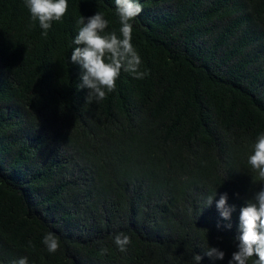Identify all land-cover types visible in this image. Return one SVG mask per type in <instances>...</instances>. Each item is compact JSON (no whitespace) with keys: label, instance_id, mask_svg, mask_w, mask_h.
<instances>
[{"label":"trees","instance_id":"trees-1","mask_svg":"<svg viewBox=\"0 0 264 264\" xmlns=\"http://www.w3.org/2000/svg\"><path fill=\"white\" fill-rule=\"evenodd\" d=\"M138 2L147 75L122 71L97 102L70 56L82 16L120 35L115 0H68L47 36L24 0H0V264H228L237 250L240 208L264 188L248 164L264 133V0Z\"/></svg>","mask_w":264,"mask_h":264},{"label":"clouds","instance_id":"clouds-1","mask_svg":"<svg viewBox=\"0 0 264 264\" xmlns=\"http://www.w3.org/2000/svg\"><path fill=\"white\" fill-rule=\"evenodd\" d=\"M31 18L39 22L43 35L47 36L53 22H60L68 13V0H24ZM116 12L120 22V35L115 31L107 32L109 21L103 13L96 12L90 17H81L77 35L73 40L76 45L71 52L70 62L79 65L81 69L78 90L87 89L89 101H103L108 94L114 92L121 72L130 73L135 79H143L147 75L141 71L142 60L132 44V21L142 12L138 0H115ZM248 164L261 180H264V133H261L248 156ZM216 191L209 195L204 208L213 203ZM216 208L225 221H231L235 205L228 204V195L223 193L216 201ZM217 227H220L218 224ZM231 229L232 224L224 225ZM237 250L232 253L228 264H248L256 257L253 264H264V188L255 193L246 206L240 208L238 224ZM42 243L49 253H56L60 241L56 235L49 232L44 235ZM114 243L121 253H126L131 243L129 236L120 233L114 237ZM31 246V242H29ZM101 254H107V248H101ZM212 261L224 260L225 252L218 247H208L204 252ZM203 257L196 254L195 264H201ZM12 264H28V258L21 257Z\"/></svg>","mask_w":264,"mask_h":264}]
</instances>
